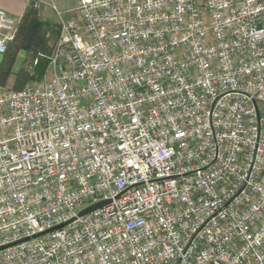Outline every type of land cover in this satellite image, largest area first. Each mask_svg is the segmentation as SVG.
Segmentation results:
<instances>
[{"label": "built area", "instance_id": "built-area-1", "mask_svg": "<svg viewBox=\"0 0 264 264\" xmlns=\"http://www.w3.org/2000/svg\"><path fill=\"white\" fill-rule=\"evenodd\" d=\"M74 12L0 86V264H264V0Z\"/></svg>", "mask_w": 264, "mask_h": 264}, {"label": "trees", "instance_id": "trees-1", "mask_svg": "<svg viewBox=\"0 0 264 264\" xmlns=\"http://www.w3.org/2000/svg\"><path fill=\"white\" fill-rule=\"evenodd\" d=\"M58 35V28L55 29L47 24L45 21H39L37 12L33 9H29L23 18L19 33L16 38L15 50H24L32 55L30 65L34 60H37V64L32 73H29L25 69H20L17 73H14L13 90H20L31 83H38L42 80L48 59L51 53L50 39H55ZM14 53L6 55L5 65L0 68V85H4V82L12 74L11 65L13 62Z\"/></svg>", "mask_w": 264, "mask_h": 264}, {"label": "rangeland", "instance_id": "rangeland-1", "mask_svg": "<svg viewBox=\"0 0 264 264\" xmlns=\"http://www.w3.org/2000/svg\"><path fill=\"white\" fill-rule=\"evenodd\" d=\"M77 0H51L50 5L47 6V12L45 14V22L49 24L51 27L57 29V17H56V12L57 11H65V10H70L76 7ZM43 16V11L40 13ZM64 17H71L75 18L78 20V15L77 13H71V14H65ZM54 39H50L49 43L52 45ZM18 43L14 42L11 47H9L5 53V55H11L14 53L13 56V62L11 65V75H10V80L11 83L9 86H4L0 85L1 87H6V88H12L13 87V82H14V73H17L20 71V69H25L29 73H32L35 69L36 65H30L31 60H32V55L27 53L24 50H15L16 46ZM39 83V82H38ZM38 83H31L28 84L27 86L30 85H35Z\"/></svg>", "mask_w": 264, "mask_h": 264}, {"label": "crops", "instance_id": "crops-1", "mask_svg": "<svg viewBox=\"0 0 264 264\" xmlns=\"http://www.w3.org/2000/svg\"><path fill=\"white\" fill-rule=\"evenodd\" d=\"M50 3H51V0H0V9L6 12L13 20H15L16 22H19L15 41L19 33L23 18L26 15L27 11L29 9L35 10V12H37L38 19H39V16L42 17V19L39 21H45L43 18L46 17L45 14L47 12V6L50 5ZM40 5L43 6L42 10L39 9ZM73 9L65 10V11H57V12L62 13L63 14L62 17L65 20H70L72 19L71 17L70 18L64 17V15L71 14ZM42 11H43V16L40 14ZM57 26H58V21H57ZM12 44H10L8 48L11 47ZM5 61H6V55L0 54V68L5 65ZM10 83H11V80L9 76L7 80L4 82V86H9ZM8 89H12V88H8Z\"/></svg>", "mask_w": 264, "mask_h": 264}, {"label": "water", "instance_id": "water-1", "mask_svg": "<svg viewBox=\"0 0 264 264\" xmlns=\"http://www.w3.org/2000/svg\"><path fill=\"white\" fill-rule=\"evenodd\" d=\"M39 9L42 10V9H43V6L40 5ZM41 19H42V17L39 16V20H41ZM107 204H108V202H101V203L95 204V205H93V206L87 208L86 210L82 211L81 213H79L78 216H79V217L84 216V215H86V214H88V213H90V212H92V211H94V210H96V209H98V208H101V207H103V206H105V205H107ZM71 221H73V219L70 220V221L67 222V223H70ZM67 223L62 224V225H60V226H58V227H55L54 229L61 228V227H63L64 225H66ZM54 229H53V230H54Z\"/></svg>", "mask_w": 264, "mask_h": 264}]
</instances>
